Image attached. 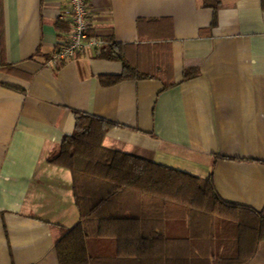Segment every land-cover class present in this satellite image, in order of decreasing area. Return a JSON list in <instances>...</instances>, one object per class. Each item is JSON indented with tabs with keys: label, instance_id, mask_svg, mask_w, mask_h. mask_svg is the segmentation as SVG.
I'll return each mask as SVG.
<instances>
[{
	"label": "crops",
	"instance_id": "crops-1",
	"mask_svg": "<svg viewBox=\"0 0 264 264\" xmlns=\"http://www.w3.org/2000/svg\"><path fill=\"white\" fill-rule=\"evenodd\" d=\"M86 1L103 45L49 66L67 0H0V264H90L73 174L49 161L76 112L114 123L105 147L212 175L223 200L264 210V0ZM112 43L121 58L102 56ZM126 65L134 77L101 83ZM244 264H264V240Z\"/></svg>",
	"mask_w": 264,
	"mask_h": 264
},
{
	"label": "trees",
	"instance_id": "trees-1",
	"mask_svg": "<svg viewBox=\"0 0 264 264\" xmlns=\"http://www.w3.org/2000/svg\"><path fill=\"white\" fill-rule=\"evenodd\" d=\"M105 50L102 56L121 58L117 43ZM134 75L126 65L100 81L113 85ZM75 121L49 161L73 174L90 264H244L254 257L264 240V210L223 200L212 175L105 147L114 126L106 119L76 112ZM172 214L186 224L177 237L165 230Z\"/></svg>",
	"mask_w": 264,
	"mask_h": 264
},
{
	"label": "built area",
	"instance_id": "built-area-1",
	"mask_svg": "<svg viewBox=\"0 0 264 264\" xmlns=\"http://www.w3.org/2000/svg\"><path fill=\"white\" fill-rule=\"evenodd\" d=\"M67 2V13L71 22V30L67 39L56 47L47 61L49 66H56L70 61L87 48H93L98 51L103 45L102 40L91 38L88 35L87 1L67 0Z\"/></svg>",
	"mask_w": 264,
	"mask_h": 264
}]
</instances>
